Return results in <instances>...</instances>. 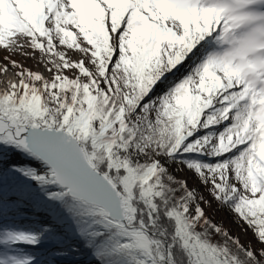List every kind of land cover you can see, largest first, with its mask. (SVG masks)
Here are the masks:
<instances>
[{"label":"snow or ice","instance_id":"6c2138e0","mask_svg":"<svg viewBox=\"0 0 264 264\" xmlns=\"http://www.w3.org/2000/svg\"><path fill=\"white\" fill-rule=\"evenodd\" d=\"M0 52V264H264V0H0Z\"/></svg>","mask_w":264,"mask_h":264},{"label":"rangeland","instance_id":"374dc122","mask_svg":"<svg viewBox=\"0 0 264 264\" xmlns=\"http://www.w3.org/2000/svg\"><path fill=\"white\" fill-rule=\"evenodd\" d=\"M5 55L6 53L0 52V63L6 62L3 59ZM14 58L17 60H23V58L20 56H16ZM24 63L26 64V66L32 67L34 70L42 71L41 67L38 68L33 60H27V61H24ZM42 72H44L45 75H49V73L45 72L44 70ZM3 79H6V78L3 77ZM214 219L218 224H222L225 228H228L234 236L239 235L242 242L247 243V241L252 238L251 233L245 235L241 231V226L233 222L232 216L226 210L221 211L218 214H216ZM90 261H91V257L89 258L83 257L80 262L81 264H89Z\"/></svg>","mask_w":264,"mask_h":264},{"label":"trees","instance_id":"16d2710c","mask_svg":"<svg viewBox=\"0 0 264 264\" xmlns=\"http://www.w3.org/2000/svg\"><path fill=\"white\" fill-rule=\"evenodd\" d=\"M84 257H88L89 258L90 256L87 253H85Z\"/></svg>","mask_w":264,"mask_h":264},{"label":"bare ground","instance_id":"6f19581e","mask_svg":"<svg viewBox=\"0 0 264 264\" xmlns=\"http://www.w3.org/2000/svg\"><path fill=\"white\" fill-rule=\"evenodd\" d=\"M33 63V62H32ZM41 70L43 71L44 69L41 67ZM0 79H3V77H0ZM80 264H81V262H80Z\"/></svg>","mask_w":264,"mask_h":264}]
</instances>
